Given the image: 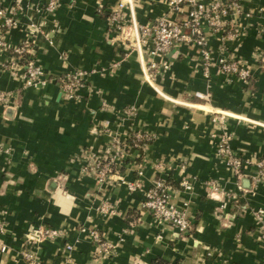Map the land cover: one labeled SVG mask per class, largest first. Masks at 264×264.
<instances>
[{"label":"crops","instance_id":"crops-1","mask_svg":"<svg viewBox=\"0 0 264 264\" xmlns=\"http://www.w3.org/2000/svg\"><path fill=\"white\" fill-rule=\"evenodd\" d=\"M115 1L58 0L55 12L43 15L45 0H1L17 19L4 33L6 44L28 40L51 81L24 87L20 74L0 70V91L12 94L0 106V264H25L20 251L38 226L62 234L27 246L42 264H263L264 239L251 210L264 209V182L252 186L250 175L252 162L264 160V61L257 58L264 53V0H242L221 30L204 26L207 67L204 47L196 44L158 54L166 69L155 78L156 89L144 74L150 42L139 55L112 41L107 13ZM130 1L140 27L159 17L178 21L186 12L171 10L167 0ZM215 1L228 2L201 0ZM8 56L1 52L0 61ZM224 56L250 76L221 73L217 60ZM74 71L84 78L70 99L58 79ZM129 106L132 117L125 115ZM219 111L230 115L223 125L212 121ZM130 132L150 140L124 152L116 167L122 182L99 183L82 173L93 153L106 152L112 140L125 142ZM219 135L247 162L242 190L217 155ZM157 179L173 183L169 201L187 213V233L142 208L144 191ZM136 180L141 187L129 191L126 184ZM90 229L113 245L109 256L97 254Z\"/></svg>","mask_w":264,"mask_h":264},{"label":"built area","instance_id":"built-area-1","mask_svg":"<svg viewBox=\"0 0 264 264\" xmlns=\"http://www.w3.org/2000/svg\"><path fill=\"white\" fill-rule=\"evenodd\" d=\"M242 0H228L227 3L213 2L209 6L202 4L201 0H167L168 7L173 11H180L186 8L185 16L181 20H169L165 17H159L146 26H137L133 17L132 4L130 0H116L114 6L107 13L109 30L114 33L113 42H119L126 45L128 50L133 48L142 53V44L146 41L150 42L148 51L149 60L144 66V74L147 82L154 88L155 78L166 69L164 62H158L155 57L158 54H165L181 44H196L203 46L202 55L204 64L209 65V52L205 49L207 37L204 33V26L211 31H218L225 26L224 17L228 16L232 10H239ZM58 6V0H45V4L40 11L43 15H52ZM125 10L129 11L130 19L126 20ZM17 19L13 10L5 8L0 0V53L8 52V59L0 61V70L9 71L13 74H20L24 87H43L51 81L42 68L37 64L32 46L28 40H23L16 46L9 48L4 40V33L16 26ZM260 61H264V53L257 57ZM219 71L223 74L234 75L241 80H245L250 76L246 66L226 56L217 60ZM204 75H207L205 69ZM84 78L82 71H74L65 74L58 79L61 92L67 98H74L75 89L79 87ZM12 94L0 91V106H8ZM135 114V108L129 106L125 110L127 117ZM212 121L224 124V119L230 116L229 113L219 111L215 113ZM130 139L132 145L130 147H139L147 143L150 139L146 134L140 132H130L126 141ZM123 140H112L106 152L91 156L89 163L81 169L82 173L94 176L96 182L105 180L121 181L119 174L113 171V167L120 164V160L127 150L128 145ZM217 155L230 167L232 175L236 178V188L242 190L240 178L243 175V168L247 167V162L241 159L239 155L232 152L229 148L228 141L224 135L218 136ZM250 164L248 163V166ZM254 167L253 173L250 175L252 186L264 182V160L252 162ZM140 173V172H139ZM138 173V174H139ZM129 191L140 188V183L136 180L126 184ZM179 186L184 191H189L191 186L185 180L179 182ZM171 186L164 183L163 180L157 179L152 185L144 191V200L142 208L146 210L150 216L156 221L184 234L190 229L191 222L184 210L178 209L169 201ZM106 212V208H101ZM256 234L264 239V209L251 210ZM83 230V229H81ZM4 232L3 222L0 220V235ZM62 236L60 230L45 226H38L33 233L27 237V246L39 239L56 240ZM88 237L95 247L99 256H109L113 251V245L102 238L98 231L90 229ZM25 247L21 249L20 254L25 260V264H42L32 253ZM66 249H70L69 244L65 245ZM0 251H4V246H0ZM264 264V263H263Z\"/></svg>","mask_w":264,"mask_h":264},{"label":"trees","instance_id":"trees-1","mask_svg":"<svg viewBox=\"0 0 264 264\" xmlns=\"http://www.w3.org/2000/svg\"><path fill=\"white\" fill-rule=\"evenodd\" d=\"M126 143H127V145H128V147H130L131 145H132V141L130 140V139H128L127 141H126ZM128 149V148H127ZM113 171H115V172H118V169L116 168V167H113ZM164 183H166V184H168V185H173V183L172 182H170L169 180H167V181H163ZM131 216V217H130ZM135 216V212H131V213H129V216L126 218V223L129 225L130 223H131V221H133V220H131L130 218H132V217H134Z\"/></svg>","mask_w":264,"mask_h":264}]
</instances>
